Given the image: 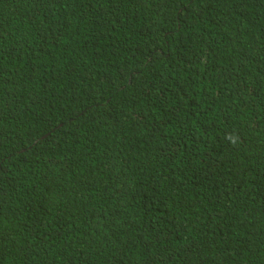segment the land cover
Masks as SVG:
<instances>
[{"label":"trees","instance_id":"obj_1","mask_svg":"<svg viewBox=\"0 0 264 264\" xmlns=\"http://www.w3.org/2000/svg\"><path fill=\"white\" fill-rule=\"evenodd\" d=\"M0 264H264V0H0Z\"/></svg>","mask_w":264,"mask_h":264}]
</instances>
